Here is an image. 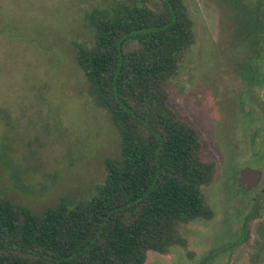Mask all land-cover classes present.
Returning a JSON list of instances; mask_svg holds the SVG:
<instances>
[{"label":"rangeland","instance_id":"1","mask_svg":"<svg viewBox=\"0 0 264 264\" xmlns=\"http://www.w3.org/2000/svg\"><path fill=\"white\" fill-rule=\"evenodd\" d=\"M118 1L0 0L1 197L42 214L88 200L104 183L105 160L119 154L121 138L87 92L74 43L91 46L86 14ZM261 1L184 0L195 39L167 84L168 107L196 130L202 161L216 167L203 188L212 216L181 225L184 245L166 257L151 252L145 264L200 257L236 241L239 214L251 223L241 252L249 259L264 251L254 236H264V26L250 23L246 11L264 9ZM246 169L262 174L255 191L239 183ZM236 257L233 264H248Z\"/></svg>","mask_w":264,"mask_h":264},{"label":"trees","instance_id":"2","mask_svg":"<svg viewBox=\"0 0 264 264\" xmlns=\"http://www.w3.org/2000/svg\"><path fill=\"white\" fill-rule=\"evenodd\" d=\"M251 9L249 22L264 26V9ZM85 20L94 42L74 43L76 61L118 130L120 152L105 160L95 194L75 206L36 214L0 196V264H145L151 252L184 245L181 225L212 216L203 188L216 167L168 107L167 84L195 39L184 0H120Z\"/></svg>","mask_w":264,"mask_h":264},{"label":"flooded vegetation","instance_id":"3","mask_svg":"<svg viewBox=\"0 0 264 264\" xmlns=\"http://www.w3.org/2000/svg\"><path fill=\"white\" fill-rule=\"evenodd\" d=\"M245 188L246 190H249L247 189L246 186H242V189L245 190ZM257 189L258 188H255L253 190L255 191ZM253 190H249V191L252 192ZM259 195L260 196L264 195V188L260 190ZM256 200H259V198H257ZM235 206L236 209L234 210L232 209V211H234V213L237 215L240 213L238 210L239 205L236 204ZM253 212L254 210L252 211V214ZM249 220L250 218L248 219V217L240 218V214H239V218L237 219L236 224L233 226L234 231H232L235 233V230H237L238 237L236 241L233 242L229 241L227 242L226 245L221 246L215 251L204 252L201 254L200 257H197V255L194 253L189 257H185V259H183L182 256L181 258L180 257L172 258L173 261L170 262L169 264H185L186 262H183L184 260L192 261L193 264H233L234 261L237 259L236 256L238 254H243L245 261V257L247 253L241 252V249H244L245 245L249 244L251 241V236L248 231L249 225H251ZM254 236L256 237L258 248L260 249L261 244L264 243V236L262 235V232L260 233V231H256ZM262 250L263 249H260L256 254L251 256L249 259L246 257L248 259L246 263L250 264L251 262L252 264H259L261 260H264V251L262 252ZM160 255L166 257L169 256L170 254L167 253Z\"/></svg>","mask_w":264,"mask_h":264},{"label":"water","instance_id":"4","mask_svg":"<svg viewBox=\"0 0 264 264\" xmlns=\"http://www.w3.org/2000/svg\"><path fill=\"white\" fill-rule=\"evenodd\" d=\"M261 177H262V174L260 171L246 169L242 171L240 178H239V183L240 185L246 186L249 190H251L258 186L261 180Z\"/></svg>","mask_w":264,"mask_h":264}]
</instances>
